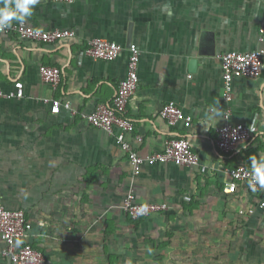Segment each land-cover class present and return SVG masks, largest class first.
I'll return each instance as SVG.
<instances>
[{"label": "crops", "instance_id": "1", "mask_svg": "<svg viewBox=\"0 0 264 264\" xmlns=\"http://www.w3.org/2000/svg\"><path fill=\"white\" fill-rule=\"evenodd\" d=\"M24 21L76 34L53 44L0 36V88L9 91L16 81L24 87L23 99L0 100V206L24 213L32 226L28 244L46 264H264V188L238 184L225 191L228 170L251 168L250 156L264 158V68L258 78H234L225 102L220 63L230 51L264 50V4L39 0ZM93 37L119 44L118 58H88ZM129 44L138 48L139 62L127 139L146 156L185 137L201 159L193 167L144 166L133 185L136 200L165 203L168 211L137 227L120 208L131 168L114 137L67 111L52 115L41 101L56 98L79 112L109 104L127 74ZM41 66L60 70L56 90L42 82ZM167 102L191 117L190 127L166 124L159 111ZM214 108L222 114L218 121L208 119ZM227 122L250 129L229 154L216 146V131ZM0 264L11 263L0 258Z\"/></svg>", "mask_w": 264, "mask_h": 264}, {"label": "built area", "instance_id": "2", "mask_svg": "<svg viewBox=\"0 0 264 264\" xmlns=\"http://www.w3.org/2000/svg\"><path fill=\"white\" fill-rule=\"evenodd\" d=\"M70 4L74 0H46ZM13 34L21 41L40 43H57L64 40H72L76 36L73 30L69 29H43L38 25L28 24L25 21L11 23V27L0 29V36ZM264 36V23L259 28V40ZM122 47L112 41L103 38L93 37L87 42L84 54L93 60L106 62L118 58ZM128 68L116 89V92L107 105L97 107L92 112H79L70 103H62L56 98H44L41 101L50 106L52 115L59 114L62 110L67 111L71 116H77L88 126L101 129L108 135L113 136L116 143L127 156L130 164V189L120 206L121 210L131 219H139L152 214L168 211L165 203H140L136 200L133 185L139 178L142 169L146 165H164L167 163L176 166L193 167L201 162L200 156L196 153L185 137L171 138L164 142L163 148L155 153L142 156L132 146L127 136L133 132L134 126L127 116V104L135 93L138 85V62L139 50L134 44L128 46ZM264 50L251 52L230 51L220 57L223 73V99L225 102L232 100V81L241 77L246 79L258 78L264 68ZM39 75L45 84L56 90L60 81V70L52 66H41ZM24 98V87L22 82L13 83L11 90L5 91L0 88V100H19ZM228 113V111H227ZM160 117L170 127L182 125L188 128L191 125V117L185 115L173 102L162 105L159 111ZM226 114L225 118H228ZM250 136V129L243 124L225 123L216 131V146L223 153H234L239 143L247 140ZM136 142H141L142 137L138 134L133 136ZM230 182L225 191L235 192L238 184H244L253 192L264 187L254 185L251 177V168L244 165H237L227 172ZM264 207V202L259 204ZM253 209L248 214H253ZM31 223L26 219L24 213L19 210L6 209L0 206V258H6L11 264H46L43 254L28 244L27 237L31 230Z\"/></svg>", "mask_w": 264, "mask_h": 264}, {"label": "clouds", "instance_id": "3", "mask_svg": "<svg viewBox=\"0 0 264 264\" xmlns=\"http://www.w3.org/2000/svg\"><path fill=\"white\" fill-rule=\"evenodd\" d=\"M38 3L39 0H5L3 7H0V29L11 27L13 20L22 22L31 17L33 9ZM259 3L264 4V0H259ZM214 117L217 118V121L221 119V111L216 108L211 109V115L208 119ZM249 162L253 184L264 187V158L250 156Z\"/></svg>", "mask_w": 264, "mask_h": 264}, {"label": "trees", "instance_id": "4", "mask_svg": "<svg viewBox=\"0 0 264 264\" xmlns=\"http://www.w3.org/2000/svg\"><path fill=\"white\" fill-rule=\"evenodd\" d=\"M127 194V193H126ZM126 196V195H125ZM124 196V198H125ZM123 198V199H124ZM123 212V211H122ZM124 213V212H123ZM125 216L134 224L135 227L139 226L143 220L147 219L148 217H150L151 215L147 216V217H142V218H139V219H131L126 213H124ZM158 214H165V212H162V213H158ZM153 215V214H152Z\"/></svg>", "mask_w": 264, "mask_h": 264}]
</instances>
